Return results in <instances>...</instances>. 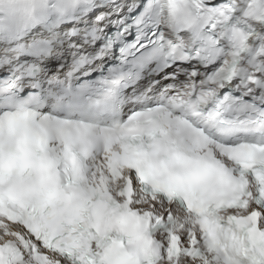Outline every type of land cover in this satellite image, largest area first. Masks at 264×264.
<instances>
[{
    "label": "snow or ice",
    "instance_id": "snow-or-ice-1",
    "mask_svg": "<svg viewBox=\"0 0 264 264\" xmlns=\"http://www.w3.org/2000/svg\"><path fill=\"white\" fill-rule=\"evenodd\" d=\"M0 264H264V0H0Z\"/></svg>",
    "mask_w": 264,
    "mask_h": 264
}]
</instances>
